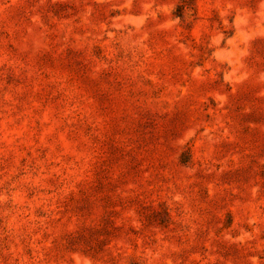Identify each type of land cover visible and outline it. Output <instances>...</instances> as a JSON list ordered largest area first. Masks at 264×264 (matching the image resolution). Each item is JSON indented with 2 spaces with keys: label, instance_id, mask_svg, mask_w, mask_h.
Here are the masks:
<instances>
[{
  "label": "rangeland",
  "instance_id": "rangeland-1",
  "mask_svg": "<svg viewBox=\"0 0 264 264\" xmlns=\"http://www.w3.org/2000/svg\"><path fill=\"white\" fill-rule=\"evenodd\" d=\"M0 264H264V0H0Z\"/></svg>",
  "mask_w": 264,
  "mask_h": 264
}]
</instances>
